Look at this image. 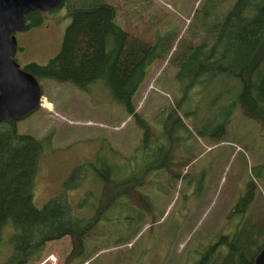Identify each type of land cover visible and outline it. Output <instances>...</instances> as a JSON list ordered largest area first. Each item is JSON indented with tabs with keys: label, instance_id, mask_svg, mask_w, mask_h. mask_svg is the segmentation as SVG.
I'll return each instance as SVG.
<instances>
[{
	"label": "rangeland",
	"instance_id": "rangeland-1",
	"mask_svg": "<svg viewBox=\"0 0 264 264\" xmlns=\"http://www.w3.org/2000/svg\"><path fill=\"white\" fill-rule=\"evenodd\" d=\"M234 1L114 0L109 5L118 12V25L129 31L144 29L152 42L156 38L165 40L170 31L177 30L173 47L175 54L170 43L167 51L164 49L161 58L153 65L150 80H145L135 98L137 113L140 111L142 116L146 105L164 100L158 111L150 117L144 116L148 118H141L150 121L154 131V154L164 155L160 151L162 146L172 148L169 157L162 160L165 167L149 176L146 184L140 186L149 198V207L147 203L137 205L125 196L107 202L100 196V183L88 168L85 171L81 169L87 176L76 190L64 189V183L76 167L95 163L100 156L110 158L113 164H120L124 174L138 176L146 171L149 156L141 151L138 158H131L140 144L141 133L133 118L125 115L124 106L114 100L105 81H98L92 84V89L83 90L70 83L39 80L44 94L43 105L32 116L19 121L17 127L20 134L51 139L45 150L48 154L43 155L35 178L34 203L42 209L55 198L47 208L50 213L53 208L55 211L43 219L40 216L34 218V221L42 229L63 226L68 215L62 212L67 208L80 220L95 217L97 210H104V214L93 228L95 230L84 235V248L77 258L69 261L74 243L68 236L48 243L38 256L39 260H29L28 264H200L210 247H219L222 245L221 237L236 231L238 220H235L236 216L230 218V214L241 199L248 202L243 213L244 222L253 210L254 222L264 218L263 121L249 118L238 104L232 110L226 135L218 137L220 129L217 132L216 128L223 118L221 109L234 95L227 93L226 101L219 102L215 94L203 98L202 88L196 87L183 105L180 113L182 125L173 144L168 137L169 124L166 125L169 115L166 111H172L175 100L181 97L175 82L180 71L175 65V57L189 52L204 40L210 23L217 16L222 17ZM70 10L66 2L64 7L54 12L35 13L28 27L42 25L32 29L27 27L29 30L16 35V61L22 69L31 64L48 66L59 56L72 24L71 17L65 18ZM164 77L162 81L170 86L168 89L161 86L160 81ZM47 103L52 104L51 110ZM124 121L126 125L122 126ZM207 124H212V128L206 130L208 134H202ZM115 127L121 128L114 132L118 142L122 143L121 147H117L108 136ZM212 132L214 136L209 135ZM6 138L8 136H1L2 143H5L3 147L8 143ZM126 148H131L130 153H126ZM80 149L81 154L78 153ZM30 176V171H27L26 178ZM17 201L5 214L12 212L17 223L14 226L18 230L32 221L34 209L25 191ZM5 209L6 204L0 207V226ZM47 209L43 214L48 213ZM261 223L264 226V222ZM11 228L5 227L3 237H0V264L5 263L13 252L8 236L16 229ZM251 229L255 230L251 235L254 253L264 243V239L257 241V236L264 229L255 223ZM217 250L219 253L212 257L220 255L207 264L226 257L225 247ZM52 256L55 258L53 262L49 261Z\"/></svg>",
	"mask_w": 264,
	"mask_h": 264
},
{
	"label": "trees",
	"instance_id": "trees-1",
	"mask_svg": "<svg viewBox=\"0 0 264 264\" xmlns=\"http://www.w3.org/2000/svg\"><path fill=\"white\" fill-rule=\"evenodd\" d=\"M117 14L116 8L108 5H97L66 14L65 18L71 17L72 24L67 30L62 52L48 66L31 64L26 70L38 80L70 83L83 90H90L89 87L92 89V84L98 81L107 83L112 97H115L114 100L124 106L125 115L133 118L141 133L140 144L135 148L131 158H138L141 151L148 153L147 169L140 176L126 175L122 172L120 164H113L110 158L103 155L95 163L76 167L71 177L77 178V173H80L81 169L85 171L88 168L93 171L100 183V196L107 199V202L110 200L114 202L125 196L137 205L147 203L149 207V198L140 190V186L146 184L149 176L165 167L162 160L169 157L172 148L166 149L162 146L160 151H163L164 155L154 154L153 147L156 143L154 131L150 121L138 115L135 98L145 83L147 68H152L160 59L166 43L163 38H156L152 42L144 29L134 28L130 31L123 29L116 23ZM159 18L161 19V16ZM179 69L175 82L181 97L175 100L172 111H166L169 114L166 125L169 124L167 128L169 133H167L171 144L174 143L175 134L182 125L180 113L184 108L183 105L196 87L202 88L203 98L215 94L219 102L226 101L227 93L234 95V98L226 101L227 106L221 109L223 118L217 124L216 130L219 132L220 129V132L219 136H216L226 135L232 110L238 104L249 118L264 122V0H235L222 17L217 16L210 23L207 37L189 50ZM160 115L154 120H157ZM16 125L12 120L0 125V136H8L6 138L8 143L4 147L2 145L5 143H2L3 140L0 137V179L2 180L5 178V170L8 169L6 164L15 161L14 148L31 145L28 150H25L34 159V147L41 153L46 144L49 146L51 140L50 138L41 140L30 134H20ZM204 128L201 133L208 134L206 130L211 129L212 124H207ZM209 135L214 136V133ZM27 170L34 177L30 188L31 208L34 209L33 219L19 227L16 234L9 236L13 254L6 264H28L29 260L38 261V256L44 252L48 243L68 236L74 243L69 257V261H72L84 248V235L95 230L93 228L101 220L104 210H97L95 217L91 219L80 220L72 215L71 209L69 212L67 208L62 212L68 215L63 226L49 229L38 227L34 218L40 216L43 219L54 212V208L51 209V213L47 208L53 204L55 198L49 200L44 208L38 209L33 198L37 175H34L35 169L31 165L27 167ZM12 173L14 175V171ZM178 177L176 174V178ZM79 186L70 189L73 191ZM252 186L253 184L250 185ZM64 189L67 188L64 186ZM8 197L11 199L15 197L13 191L7 195ZM241 200L230 214V218L236 216L235 220H238L236 231L232 235L221 237L222 245L219 247H210L200 264H207L212 258L217 259L220 254L212 257L213 254L219 253L217 249H224V247L227 250L226 257L211 264H254L257 251H260L261 247L253 253L251 235L255 230L251 229V225L255 223L257 227L262 226L264 229L261 223L264 222V218L254 222L253 210L251 216L244 222L243 213L247 209L248 202L245 198ZM45 209L48 213L43 214ZM262 239H264V231L257 236V241ZM49 259L51 262L55 260L54 256Z\"/></svg>",
	"mask_w": 264,
	"mask_h": 264
},
{
	"label": "water",
	"instance_id": "water-1",
	"mask_svg": "<svg viewBox=\"0 0 264 264\" xmlns=\"http://www.w3.org/2000/svg\"><path fill=\"white\" fill-rule=\"evenodd\" d=\"M64 0H0V123L19 122L36 113L44 94L38 78L16 61V33L26 29L27 15L52 12ZM255 264H264V250Z\"/></svg>",
	"mask_w": 264,
	"mask_h": 264
},
{
	"label": "flooded vegetation",
	"instance_id": "flooded-vegetation-1",
	"mask_svg": "<svg viewBox=\"0 0 264 264\" xmlns=\"http://www.w3.org/2000/svg\"><path fill=\"white\" fill-rule=\"evenodd\" d=\"M66 5V0L63 1L62 5L59 6L57 9L59 8H62ZM56 9V10H57ZM54 10V11H56ZM52 11V12H54ZM72 11H76V10H70V12ZM35 13H44V12H34V13H31V14H28L27 15V25H26V29L27 30L29 27L28 25H31L32 24V21H31V17L35 14ZM46 13H49V12H46ZM42 25V24H41ZM41 25H36V26H32L30 27L29 29H32L34 27H38V26H41ZM28 27V28H27ZM28 29V30H29ZM24 30V31H25ZM23 31V32H24ZM22 33V32H21ZM18 33H16L17 35ZM29 72V71H28ZM7 121L3 122V123H0V125H3L4 123H6ZM15 122V121H14ZM16 124H18V122H15ZM17 126V125H16ZM1 137V136H0ZM38 139V138H37ZM44 139V138H43ZM42 140V139H41ZM31 145H23V146H20V147H17V148H14V154H15V161L13 162H8L6 165L8 166V169L5 170V178L0 179L1 181V188H0V207H3V205L6 204V209L3 211V217H4V221L2 223V225L0 226V234H1V237L2 236V233L5 232V227L7 226H11L12 228H15V224L16 223V218L13 216L12 212L8 213L7 215L5 214V211H7L8 209H10V206L12 208V205L15 203V202H18L16 201V196L18 195H21L22 194V197H23V193L24 191L26 192V195L29 199V202H31L32 200V197L30 195V188H31V185L33 183V180H34V177L32 176V173H31V176L30 178H26V172L29 171L27 170V167L29 165H31L34 169H35V173L34 175L36 176L38 174V171H39V164L40 162L42 161V158H43V155L44 154H48V151L45 153V150L48 148L47 144L46 146L43 148L42 152L40 153L39 150L37 148L34 147V153H35V158L32 159L30 157V154L28 153V151H26L25 149H27L28 147H30ZM32 160V161H31ZM0 168H1V165H0ZM14 171V175L12 173V171ZM37 171V173H36ZM27 180V181H26ZM13 191V196H15L13 199H11L10 197L7 198V195H9V193ZM15 191V192H14ZM16 193V194H15ZM33 198H34V195H33ZM7 201H9V204H7ZM36 206V205H35ZM11 228V229H12ZM16 229V228H15ZM17 231V229H16ZM16 231L13 230V232H15L16 234ZM264 231V230H263ZM262 231V232H263ZM12 232V231H11ZM8 239L10 240V237L8 236ZM10 243V241H9ZM11 245V243H10ZM11 250L13 251V247L11 245ZM264 250V243L261 245V249L260 251H257V255L254 259V261L256 260L257 256ZM13 254V252L10 253L9 257L7 258L6 262L5 263H2V264H6L8 259L10 258V256ZM255 264V262H254Z\"/></svg>",
	"mask_w": 264,
	"mask_h": 264
},
{
	"label": "crops",
	"instance_id": "crops-1",
	"mask_svg": "<svg viewBox=\"0 0 264 264\" xmlns=\"http://www.w3.org/2000/svg\"><path fill=\"white\" fill-rule=\"evenodd\" d=\"M113 1L114 0H66V2L68 3V7L71 9V10H82V9H88V8H90V7H93V6H97V5H110L111 3L113 4ZM112 6V5H111ZM156 10H159L158 8H156ZM159 14V13H158ZM169 36L167 37V38H165V43H166V48H167V45H170V43H171V46H172V52H174V54H175V52H176V50L175 51H173V47H174V44H175V40H176V37H177V30H176V28L174 29V31H170L169 32ZM165 48V49H166ZM164 51V50H163ZM166 51H167V49H166ZM187 53H188V51H185L182 55H180V54H178L176 57H175V60H174V62H175V65H176V67L177 68H179L180 67V65H181V63L184 61V59L186 58V55H187ZM161 56H162V53H161ZM161 56H160V58H161ZM151 70H152V68H150V69H148V72H147V76H146V82H148L149 80H150V73H151ZM168 77H169V79H172V77H171V75H168ZM165 79V77L164 78H162L161 79V81H160V83H161V86L164 88V89H168L170 86H167V84H165V82L164 81H162V80H164ZM145 84V83H144ZM143 84V85H144ZM142 85V86H143ZM171 87H172V89L173 90H175L174 89V86H172L171 85ZM142 88V87H141ZM154 98V97H153ZM161 101H163L164 102V100H156V101H154L155 103L154 104H152V103H150V104H148V105H146L145 107H144V113H143V115L144 116H149V115H151V114H154L156 111H158L159 109H160V107H159V104L161 103V105L163 104ZM51 106H52V104L51 103H49ZM137 106V105H136ZM138 115L140 116V117H144V116H142L140 113V111H138ZM32 116V115H31ZM150 117V116H149ZM144 118H148V117H144ZM125 123V121L123 122V124H122V126H125L126 124H124ZM122 126H120V127H122ZM120 127H115V128H112V132L113 133H109L108 134V136H109V138L111 139V141L117 146V147H121V145H122V143L121 142H118V138H116L115 136V134H114V132H118L119 130H121V128ZM120 128V129H119ZM74 135H77V134H74ZM33 136V135H32ZM35 137V136H34ZM81 137H82V135H81ZM39 139V138H38ZM131 148H126V153H128L129 152V150H130ZM81 150L82 149H80V150H78V153L79 154H81L80 152H81ZM98 153V149L96 150V154ZM130 153V152H129ZM92 160H93V156H92ZM74 171H75V169L72 171V173H71V175L69 176V178L66 180V182L64 183V186H65V188H67V189H70L71 187H75V186H78V185H80L81 183H82V181L84 180V179H86V174L84 175V173L80 170V173H77V178H74V179H72V174L74 173Z\"/></svg>",
	"mask_w": 264,
	"mask_h": 264
},
{
	"label": "bare ground",
	"instance_id": "bare-ground-1",
	"mask_svg": "<svg viewBox=\"0 0 264 264\" xmlns=\"http://www.w3.org/2000/svg\"><path fill=\"white\" fill-rule=\"evenodd\" d=\"M47 107L51 110L52 106L50 104L47 103Z\"/></svg>",
	"mask_w": 264,
	"mask_h": 264
}]
</instances>
